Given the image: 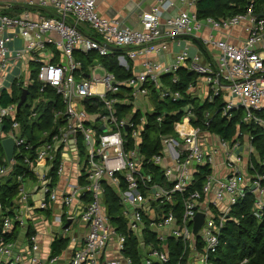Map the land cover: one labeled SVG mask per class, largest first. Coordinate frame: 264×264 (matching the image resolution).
Returning <instances> with one entry per match:
<instances>
[{
    "label": "built area",
    "instance_id": "built-area-1",
    "mask_svg": "<svg viewBox=\"0 0 264 264\" xmlns=\"http://www.w3.org/2000/svg\"><path fill=\"white\" fill-rule=\"evenodd\" d=\"M149 1L137 29L100 15L96 0H26L36 17L29 11L0 13V98L5 91L11 99L14 86L19 95L28 91L19 110V98L0 104V143L6 138L14 143L11 160L5 157L0 165V184L17 165L23 167L14 176L13 205L0 203V264H58L57 257L39 255L36 236L28 235V222L38 211L50 210L58 224L55 238L70 241L67 264H134L125 254L130 237L139 264H167L169 240L179 242L176 264H210L226 223L238 222V205L251 200L250 214L263 220L264 156L253 134L234 130L224 138L208 128L215 114L230 120L239 110L240 122L261 128L264 136V18L253 13L252 4L233 16L199 19L197 0ZM81 25L101 40L83 33ZM205 27L210 31L203 37ZM234 28L245 32L241 42L220 37ZM14 29L23 39L18 47L10 46ZM176 36L198 40L218 56L203 63L199 51L190 55L188 39L173 63L144 58ZM105 45L124 52L116 61L125 70L131 66V77L117 79L98 61L116 54ZM80 56L92 60L84 67ZM26 62L37 65L33 75ZM180 69L195 76L183 93L171 88ZM182 100L186 104L180 109L154 118L161 128L167 115L182 112L172 133L145 130L148 114L159 104ZM218 100L220 105L200 118L191 102ZM23 108L31 121L50 117L48 130L33 132L35 141L22 135L15 119ZM145 134L157 148L148 155L142 151ZM105 185L117 195L125 233L106 211ZM198 213L203 222L193 233ZM78 223L82 237L73 231ZM16 226L25 232L24 241L7 238Z\"/></svg>",
    "mask_w": 264,
    "mask_h": 264
},
{
    "label": "trees",
    "instance_id": "trees-1",
    "mask_svg": "<svg viewBox=\"0 0 264 264\" xmlns=\"http://www.w3.org/2000/svg\"><path fill=\"white\" fill-rule=\"evenodd\" d=\"M252 4L253 13L258 18H264V0H197L194 11L199 19L205 18H214L220 19L223 17L233 16L239 13H243L247 6ZM120 52L108 57H100L98 61L102 63L108 71L113 73L117 79L125 80L132 76L131 66L128 70L120 67L116 61V57ZM90 56V55H89ZM80 59L83 62L85 67L88 63L91 62L92 58L81 57ZM179 76L178 83L171 85L172 90H179L183 93L186 89L189 82L195 79V76L184 70L180 69L177 72ZM163 80L166 83H169L168 76H164ZM32 92V91H31ZM12 98L7 95L5 91L2 92L0 98V104L6 106L9 103H15L19 98V88L16 86L12 89ZM32 96V93H31ZM31 96L29 99H31ZM194 103V112L200 118L205 110H213L216 106L220 105L218 100L214 104H203L199 105ZM186 104V101L179 102H165L164 104H159L156 108V112L148 114V124L145 126V130H165V133H172V125L180 119V116L183 115L182 112L177 115H167L166 120L163 123V126L158 127L154 123L155 116L163 110H168L170 112L180 109ZM214 107L212 108V106ZM212 108V109H211ZM264 118V113L260 114ZM15 119L18 120L22 126V135L27 137L31 141H35L36 137L35 132L48 130L51 120L50 117L46 114L40 115L36 120L31 121L27 118L24 112V108L19 111ZM241 112L238 110L232 114L230 120L222 118L220 114H215L208 130L219 133L222 137L226 138L229 134L233 133L234 130H250L255 138V145L259 149L261 156H264V136L261 133V128L255 127L253 125H245L240 122ZM200 125V124H194ZM4 130L7 131L8 123L4 124ZM255 130V131H253ZM34 132V133H33ZM149 139V136L145 134L143 142V152L145 154H150L152 151H155L156 146H153ZM5 155L0 143V165L3 164ZM23 170L22 166L17 165V168L14 173H11L6 179H4L0 184V203L4 207H10L13 205V201L16 197V182L14 176L17 173H20ZM200 185L199 182L196 184ZM118 198L113 189L105 185V204L106 211L108 215L112 217V222L119 224V229L121 233H125V228H123L124 221L118 217L120 212L118 205ZM251 200H247L245 203L238 205L236 207L234 216L238 219V222L228 221L222 231L220 237V245L215 255L210 258V264H241L244 259L247 261L243 264H264V217L261 222L257 221L251 214ZM30 235L31 231L28 232ZM16 237V227L13 229L12 233L7 235V238L14 240ZM67 239H58L52 242L51 244V257L59 256L61 251L66 248ZM127 249L125 254L133 258L134 264H139L137 258V243L135 238L130 237L126 243ZM169 246L171 247L170 260L167 264H176L177 262V248L179 247V242L175 240H169Z\"/></svg>",
    "mask_w": 264,
    "mask_h": 264
},
{
    "label": "crops",
    "instance_id": "crops-1",
    "mask_svg": "<svg viewBox=\"0 0 264 264\" xmlns=\"http://www.w3.org/2000/svg\"><path fill=\"white\" fill-rule=\"evenodd\" d=\"M149 0H96V10L103 17H113L119 20L124 27L129 28H140L139 24V14L140 11L147 10L149 7ZM24 11H29L32 13L34 17H36L37 12L34 8H28L26 4V0H20L19 3L9 5L7 4V0H0V13L7 14L9 16H17L20 15ZM42 16L48 15L46 12H42ZM80 30L97 40H101V37L93 33L86 25H81ZM209 28L205 27L202 30L201 36L206 37L209 33ZM11 35L14 37L13 42L10 43V46H21L22 40L19 36V30L14 29L11 32ZM220 37L232 41L234 43L241 42L245 37V32L241 28H234L227 32H222ZM190 39L192 41L193 46L190 48V55H193L195 52L199 51V55L201 61L206 63L207 61H213L218 56V53L214 51V49H206L198 40L187 37H178L167 40H162V44L165 48L161 49L158 54L149 55L144 58L160 61V62H168L173 63L174 57L176 53L184 47L186 41ZM121 52V51H114ZM143 58H139L135 60V64H139ZM130 63V62H129ZM26 65L28 69L31 70V74L33 75L36 71L37 65L34 63H27ZM138 71V69L136 70ZM21 95V94H20ZM19 95V99H20ZM48 221H53V215L50 210L48 211H38L37 218L29 221V227L31 233L36 236L37 244L39 246V255L41 256H50L51 253V244L53 241L58 240L55 238L57 227L51 226ZM75 227V226H74ZM81 224H76L75 229L73 230L79 237L84 235L83 230L81 229ZM16 239L24 241L25 232L16 226ZM78 243H82L81 240H78ZM73 248L71 247L70 241L67 240L66 248L61 251L59 256H55L58 258V264H67V261L72 256ZM50 258H52L50 256Z\"/></svg>",
    "mask_w": 264,
    "mask_h": 264
},
{
    "label": "water",
    "instance_id": "water-1",
    "mask_svg": "<svg viewBox=\"0 0 264 264\" xmlns=\"http://www.w3.org/2000/svg\"><path fill=\"white\" fill-rule=\"evenodd\" d=\"M178 37H180V36H176L175 38H178ZM105 47L111 51H121V49L117 48V47L108 46V45H105ZM27 94H28V91L26 89H24L21 92L20 100H19L18 105H17V110H19L20 107L24 104L26 97H27ZM87 101H88V99L86 98L85 102H87ZM1 146H2V149L4 151V155L7 159V161H10L12 158L13 151H14L13 140L10 138H6V139L1 141ZM202 222H203L202 214H200V213L196 214L194 217L193 233H196L198 231ZM69 223H70V219L67 220V223L65 224V226H67Z\"/></svg>",
    "mask_w": 264,
    "mask_h": 264
},
{
    "label": "rangeland",
    "instance_id": "rangeland-1",
    "mask_svg": "<svg viewBox=\"0 0 264 264\" xmlns=\"http://www.w3.org/2000/svg\"><path fill=\"white\" fill-rule=\"evenodd\" d=\"M119 55H125L124 54V52L123 51H121L120 53H119ZM73 182H74V180H73ZM48 223L51 225V226H54V227H57L58 226V224L56 223V222H54V221H48ZM76 227V226H75ZM75 227H74V229H75Z\"/></svg>",
    "mask_w": 264,
    "mask_h": 264
}]
</instances>
